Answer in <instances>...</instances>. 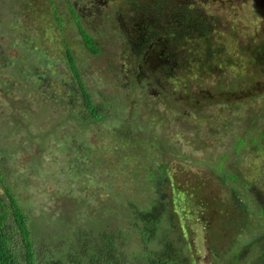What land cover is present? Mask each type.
Wrapping results in <instances>:
<instances>
[{
  "label": "rangeland",
  "instance_id": "obj_1",
  "mask_svg": "<svg viewBox=\"0 0 264 264\" xmlns=\"http://www.w3.org/2000/svg\"><path fill=\"white\" fill-rule=\"evenodd\" d=\"M131 1L0 0V196L17 200L36 243V233L82 223L90 206L148 203L149 172H162L191 264H222L215 254L264 235V66L250 61L264 43V0ZM180 6L205 14L211 42L236 60L223 76L192 64L191 76L170 78L158 46L131 69L128 39L148 24L174 28ZM67 51L107 118L84 110Z\"/></svg>",
  "mask_w": 264,
  "mask_h": 264
},
{
  "label": "trees",
  "instance_id": "obj_2",
  "mask_svg": "<svg viewBox=\"0 0 264 264\" xmlns=\"http://www.w3.org/2000/svg\"><path fill=\"white\" fill-rule=\"evenodd\" d=\"M160 3L158 14L164 16L168 4ZM130 4L133 9L137 8L135 0ZM206 18L198 9L180 6L174 17V28L145 25L146 31L135 41L128 39L125 45L135 58L131 69H140L141 63H145L158 46L163 57L158 68L170 78L180 70L186 77L191 76L192 64L194 70L202 74L212 75L216 70L223 76L226 67L237 63L223 43L215 45L211 42L210 20L206 21ZM76 23L86 50L96 54L95 39L78 21ZM250 52V61L264 66V43H254ZM66 55V67L82 92L84 110L95 121L107 118L106 111L102 112L106 108L105 101L92 100L72 55L69 51ZM123 135L129 139L130 131ZM147 179L152 187L148 203L128 199L116 204L106 201L99 209L90 206L96 210L88 209L86 215L79 214L83 215L82 223H67L46 233H36V243L28 217L17 200L11 194H8L7 202L0 196V264H191L187 241L181 235L168 197L167 176L150 171ZM101 209L112 216L104 218L105 212ZM260 213L264 216V211ZM252 247L256 251H249L251 256L248 257L246 250ZM215 256L223 261L222 264H257L264 258V235L258 233L240 246L233 243L226 252Z\"/></svg>",
  "mask_w": 264,
  "mask_h": 264
}]
</instances>
